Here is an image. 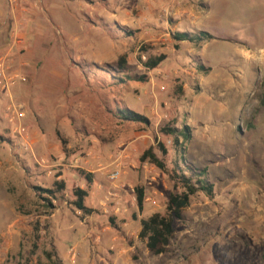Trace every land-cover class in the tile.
Listing matches in <instances>:
<instances>
[{"label": "rangeland", "instance_id": "rangeland-1", "mask_svg": "<svg viewBox=\"0 0 264 264\" xmlns=\"http://www.w3.org/2000/svg\"><path fill=\"white\" fill-rule=\"evenodd\" d=\"M146 1L0 0V59L22 77L0 93V264H90L91 253L112 264L115 253L131 246L133 264H264V113L248 128L257 112L252 97L264 83V0H205L207 8L204 0H178L176 7H199L179 30L214 37L203 44H182L161 25L143 26L150 19ZM164 14L158 11L159 24ZM162 53L167 63L150 71L142 66ZM195 62L211 68L200 70L201 88L184 80ZM103 69L133 80L113 85ZM17 105L21 115L12 121ZM118 109L148 123L122 121ZM17 124L25 131H16ZM166 125L192 127L182 149L161 132ZM157 142L168 148L169 168L178 162L184 169L185 162L206 170L213 184L212 196L191 197L160 255L139 239L141 220L165 214L173 190L167 174L140 161ZM118 163L124 172L112 181ZM80 171L92 175L96 190ZM61 180L64 190L46 191ZM78 186L93 197L102 191L94 216L111 237L84 238L87 214H77L72 203ZM137 186L145 190L142 211Z\"/></svg>", "mask_w": 264, "mask_h": 264}, {"label": "trees", "instance_id": "trees-1", "mask_svg": "<svg viewBox=\"0 0 264 264\" xmlns=\"http://www.w3.org/2000/svg\"><path fill=\"white\" fill-rule=\"evenodd\" d=\"M128 35L131 36L132 32L129 31ZM173 37L176 41H189L196 44L214 38L206 31L175 32ZM166 59L167 55L162 53L156 56H150L141 63L147 71H150L158 68ZM119 63L122 69H125V59L121 58ZM103 70H105V73L110 77L113 85H124L128 81L133 80L131 75L123 71H121L120 74H116L117 72L112 69ZM140 79L141 81L144 80V76H141ZM117 116L122 121L132 123H148V118L146 116L129 109H118ZM161 132L167 136H171L173 138L174 146L179 150L182 149L183 141H188L191 138L189 126H185L183 129H180L166 125L161 128ZM156 149L162 154L163 158L157 154L155 151ZM167 154L168 148L166 144L163 142H157L156 147H149L140 157V161L142 163L149 162L154 165L167 174L173 183V190L169 194L166 204V213L161 214L160 212H155L147 218L141 220L139 239L144 241L148 250L156 255L166 252L167 247L175 234L174 223L176 220L184 219L183 212L189 207L191 197L199 192H204L208 196L213 195V184L208 182V180L204 177L206 170H202L198 173L196 169L185 163L184 160V169L178 162L175 163L174 167L169 168L164 160V157H166ZM186 169L190 170L193 174L188 176L186 174ZM80 172L85 175L88 182L92 181L90 174H86L82 171ZM55 185L57 186V189L46 191H48L51 195H55L56 191H62L65 189V183L62 180L56 181ZM135 193L138 209L139 211H142L145 205V190L142 186H137L135 188ZM87 196L88 192L86 190L79 187L75 188L73 190L74 199L72 203L77 210L86 214H91L93 210L86 206ZM46 256L51 260L53 255L50 252H46Z\"/></svg>", "mask_w": 264, "mask_h": 264}, {"label": "crops", "instance_id": "crops-1", "mask_svg": "<svg viewBox=\"0 0 264 264\" xmlns=\"http://www.w3.org/2000/svg\"><path fill=\"white\" fill-rule=\"evenodd\" d=\"M146 2L150 3L149 6L146 7V9L149 12L150 19L148 22L143 23V26H147L148 28L153 29V28H156L155 26L161 25V30H169L170 32H173V34L175 32H182L179 30V26H180L182 20L185 18H191L195 13L194 10L199 8V7L191 6V5L182 6L180 4H179V7H176V5H177L176 2H178V0H147ZM142 3L143 2H141V4ZM204 3H205V0H204ZM207 7L208 6L206 4L205 8H207ZM162 9H164L165 14H164V18L162 20L163 24H159L157 22V13H158V11H160ZM141 19L142 18H139V20H141ZM136 23L137 22L135 21L134 24H136ZM141 26H142V23H141ZM195 31H203V30H197L196 29ZM185 32H189V31H185ZM145 33L149 34V32H145ZM180 42L182 44H185V41H180ZM205 42H207V41L197 43V44H203ZM177 51H179V48H177ZM188 51L192 52V48H189ZM175 54H177V52ZM193 58L199 59L201 61V64L203 65L202 60L200 59V56L195 55V56H193ZM167 61H169V58H167L164 62L167 63ZM194 64H196V62L192 63L191 67H188L189 70H186V72H185L186 74H184V80H187L188 82H194L196 80V82L198 84H200V88H201L205 85H204V77L200 73V70H202V71H204V70L201 66L198 67L197 65H195V66H197V68L194 67ZM185 65H189V64H185ZM204 67L206 69V71H204L205 73H208L211 71L210 67H207L205 65H204ZM263 85H264V83L259 82V84L256 86L257 87L256 88V90H257L256 94H254V96L252 97L253 102H254V107L257 109V112L255 113V116L252 117L251 122L248 125V128L249 127H255L258 123L262 122L261 121V115L264 113V110H263L264 109V104H263L264 103V91L262 88H260V86L262 87ZM199 91H201V90H199ZM8 94L10 95V92H8ZM189 127H191V126H189ZM239 128L241 129V127H239ZM90 177H91L92 181L88 182V180L85 178L86 179L85 182H88V185L92 184L94 189H95L98 186V183L92 179L91 174H90ZM78 187L85 190L84 186H78ZM97 192H98L97 196L93 197V193L90 192V193H88V196L86 197V201H87L86 206L91 208L93 210V212L91 214H87V217L84 219V221H81L83 228H86V233L83 234L84 238L96 237L99 232H102L103 236L109 235L111 237L110 227L109 226L102 227V225L99 223L98 218L96 216H94V214L96 213V207L99 205L98 203L101 201V195H102V191H97ZM115 194L121 195L122 192L120 189H117ZM94 202H96V204H94ZM91 204L92 205L94 204L93 208H92V206H90ZM76 213L79 214L80 210H77ZM74 227L76 228V225L71 226V229L72 228L74 229ZM96 238H95V240H96ZM93 242H94V240H93ZM89 244H90V242H89ZM55 247L57 248L56 244H55ZM99 247H102L101 250L104 251L103 248L105 246L100 245ZM134 249H135V246H131V247H129V250H127L129 252H127L126 254H122L121 252L115 253L113 260H112V262H113L112 264H133L132 252L134 251ZM89 253H91L90 249H89ZM100 254H102V253H100ZM60 256L61 255H59V258L63 261L62 257H60ZM67 256L69 257V262H76L77 261V255L72 256L71 252H69V251H67ZM90 257H91L90 264H99V263L110 264L109 260L107 258H105L103 256V254L97 258L94 255H92V253H91Z\"/></svg>", "mask_w": 264, "mask_h": 264}, {"label": "built area", "instance_id": "built-area-1", "mask_svg": "<svg viewBox=\"0 0 264 264\" xmlns=\"http://www.w3.org/2000/svg\"><path fill=\"white\" fill-rule=\"evenodd\" d=\"M19 43H23L21 39L18 40ZM20 80H22V77L20 74L14 70L11 69V67L6 66L5 60L0 59V93L9 91L11 87L15 86ZM20 109L21 106L17 105L15 107L14 113H13V118L12 121H14L16 115L20 117ZM16 131L22 132L25 131V129L17 124ZM123 167L120 163L116 164L114 169L110 172V179L112 181H119L123 175ZM118 188H123V184H119L117 186Z\"/></svg>", "mask_w": 264, "mask_h": 264}]
</instances>
